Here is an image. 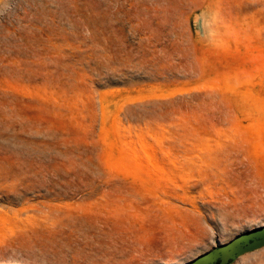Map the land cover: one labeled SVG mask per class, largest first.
Returning <instances> with one entry per match:
<instances>
[{
    "label": "rangeland",
    "instance_id": "1",
    "mask_svg": "<svg viewBox=\"0 0 264 264\" xmlns=\"http://www.w3.org/2000/svg\"><path fill=\"white\" fill-rule=\"evenodd\" d=\"M261 225L264 0H0V264H186Z\"/></svg>",
    "mask_w": 264,
    "mask_h": 264
},
{
    "label": "water",
    "instance_id": "2",
    "mask_svg": "<svg viewBox=\"0 0 264 264\" xmlns=\"http://www.w3.org/2000/svg\"><path fill=\"white\" fill-rule=\"evenodd\" d=\"M263 246L264 225H261L247 230L226 243L217 245L186 264H230L240 256Z\"/></svg>",
    "mask_w": 264,
    "mask_h": 264
}]
</instances>
